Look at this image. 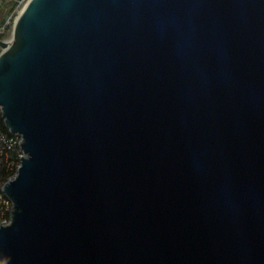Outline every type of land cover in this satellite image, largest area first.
Wrapping results in <instances>:
<instances>
[{"label": "water", "instance_id": "95a60500", "mask_svg": "<svg viewBox=\"0 0 264 264\" xmlns=\"http://www.w3.org/2000/svg\"><path fill=\"white\" fill-rule=\"evenodd\" d=\"M0 107V264H264V0H28Z\"/></svg>", "mask_w": 264, "mask_h": 264}, {"label": "built area", "instance_id": "2783aa9c", "mask_svg": "<svg viewBox=\"0 0 264 264\" xmlns=\"http://www.w3.org/2000/svg\"><path fill=\"white\" fill-rule=\"evenodd\" d=\"M28 0H1L7 4V11L0 21V42L6 44L7 35L12 31L17 20ZM0 45V54L4 51ZM0 107V225L10 223L13 213V202L4 192V185L11 181L21 165V160L26 156L22 149V136L19 133H12L4 124ZM22 157V159H21Z\"/></svg>", "mask_w": 264, "mask_h": 264}, {"label": "rangeland", "instance_id": "374dc122", "mask_svg": "<svg viewBox=\"0 0 264 264\" xmlns=\"http://www.w3.org/2000/svg\"><path fill=\"white\" fill-rule=\"evenodd\" d=\"M5 14H9V12L7 11V4H2L1 3V0H0V21L2 20L3 16H5ZM11 33V30L10 32L8 33L7 37L6 38H9L8 36L10 35Z\"/></svg>", "mask_w": 264, "mask_h": 264}, {"label": "bare ground", "instance_id": "6f19581e", "mask_svg": "<svg viewBox=\"0 0 264 264\" xmlns=\"http://www.w3.org/2000/svg\"><path fill=\"white\" fill-rule=\"evenodd\" d=\"M18 15H19V14H18ZM17 18H18V17H17ZM12 35H13V29H12L10 35L8 36L9 38H7V40H6V44H5L4 48H6V45H8V43H10V41H11V39H12Z\"/></svg>", "mask_w": 264, "mask_h": 264}]
</instances>
